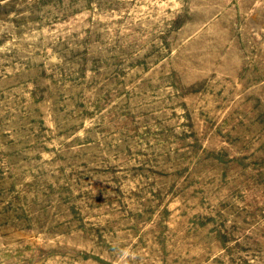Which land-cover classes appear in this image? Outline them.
<instances>
[{"label": "rangeland", "instance_id": "1", "mask_svg": "<svg viewBox=\"0 0 264 264\" xmlns=\"http://www.w3.org/2000/svg\"><path fill=\"white\" fill-rule=\"evenodd\" d=\"M0 264H264V0H0Z\"/></svg>", "mask_w": 264, "mask_h": 264}]
</instances>
